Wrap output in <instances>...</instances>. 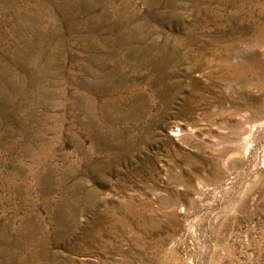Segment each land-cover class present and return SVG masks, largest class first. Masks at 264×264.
Returning a JSON list of instances; mask_svg holds the SVG:
<instances>
[{
	"label": "rangeland",
	"instance_id": "obj_1",
	"mask_svg": "<svg viewBox=\"0 0 264 264\" xmlns=\"http://www.w3.org/2000/svg\"><path fill=\"white\" fill-rule=\"evenodd\" d=\"M0 264H264V0H0Z\"/></svg>",
	"mask_w": 264,
	"mask_h": 264
},
{
	"label": "bare ground",
	"instance_id": "obj_2",
	"mask_svg": "<svg viewBox=\"0 0 264 264\" xmlns=\"http://www.w3.org/2000/svg\"><path fill=\"white\" fill-rule=\"evenodd\" d=\"M181 132H182V129L178 126V127H174L172 130H171V134L173 136H180L181 135ZM233 152V151H232ZM135 194V193H134Z\"/></svg>",
	"mask_w": 264,
	"mask_h": 264
}]
</instances>
